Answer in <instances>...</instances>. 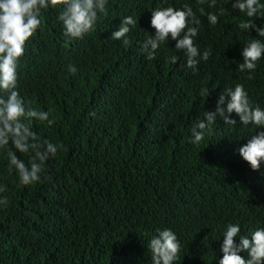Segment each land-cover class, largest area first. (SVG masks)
I'll use <instances>...</instances> for the list:
<instances>
[{
	"label": "trees",
	"instance_id": "16d2710c",
	"mask_svg": "<svg viewBox=\"0 0 264 264\" xmlns=\"http://www.w3.org/2000/svg\"><path fill=\"white\" fill-rule=\"evenodd\" d=\"M232 2L209 8L197 0H108L95 31L71 41L61 9L43 12L19 61L18 86L26 102L51 109L55 119L51 127L34 120L32 130L63 148L27 186L15 169L8 173L0 151V199L9 201L0 205V264H152L149 242L166 228L181 243L174 264H219L228 223L239 224L240 235L264 227V163L253 171L238 152L258 129L232 113L236 125L217 117L204 139L191 143L193 126L236 83L264 108V59L253 80L237 68L243 45L264 38L239 28L249 18ZM185 4L201 21L200 52H211L196 71L175 41L151 59L141 49L155 35L151 11ZM220 8L225 14L210 25L207 13ZM126 16L137 19L128 45L111 37ZM254 22L262 26L264 18ZM17 155L28 163V154Z\"/></svg>",
	"mask_w": 264,
	"mask_h": 264
},
{
	"label": "clouds",
	"instance_id": "9594fccd",
	"mask_svg": "<svg viewBox=\"0 0 264 264\" xmlns=\"http://www.w3.org/2000/svg\"><path fill=\"white\" fill-rule=\"evenodd\" d=\"M200 5L207 4L216 8L217 0H197ZM108 0H0V151L7 155L8 173L13 169L18 174L22 185H30L41 180V173L50 157H55L63 148L62 144L52 143L32 130L34 120L47 122L48 126L55 123L50 119L51 109L41 111L26 102L18 86L19 61L23 57L27 43L35 35L42 24V14L51 8H60L58 20L63 26V35L68 41L83 39L85 35L95 31L100 13L107 12ZM231 8L246 14L249 18L239 24L244 31L254 29L257 37L264 38V25L257 26L255 20L264 18V3L261 0H233ZM226 9L218 12H208L210 25H216L219 17ZM203 14V8L200 9ZM151 27L155 35L143 41L142 51L153 58V53L166 41H175V49L182 51L187 57V67L196 71L201 60L208 61L211 52H200L195 38L199 34L201 21L197 19L192 7L188 4L180 8L156 7L151 11ZM137 25V19L126 16L121 21L118 30L111 35L114 40H123L128 45L131 41L128 34ZM241 55L243 62H238L240 72L247 71V80L255 79V71L259 61L264 59V39L253 38L243 45ZM179 57L173 56L176 63ZM67 70L72 75L77 73L74 64L69 63ZM210 92H202L209 96ZM226 104V108L223 105ZM235 113L240 124L254 125L258 130L247 143L239 149V155L253 171H259L264 163V108L254 103L243 83H236L234 88L221 92L216 102V110L204 112V119L199 120L192 128L191 143L198 144L205 137V131L222 118L225 124L236 125L237 121L230 118ZM17 152L28 154L26 164ZM4 191L0 187V192ZM8 198L0 199V205L7 206ZM239 224L228 223L223 234L220 251L223 253L219 264H264V227L251 232L250 235H240ZM149 242L152 264H174L179 259L181 243L177 235L169 228L157 230ZM236 238L239 243H236ZM247 253V256L241 255Z\"/></svg>",
	"mask_w": 264,
	"mask_h": 264
}]
</instances>
